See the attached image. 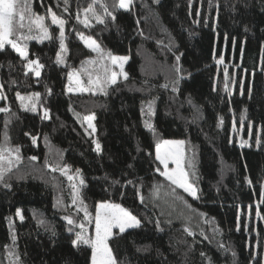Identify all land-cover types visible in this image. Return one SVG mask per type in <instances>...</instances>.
Masks as SVG:
<instances>
[{
  "label": "trees",
  "instance_id": "16d2710c",
  "mask_svg": "<svg viewBox=\"0 0 264 264\" xmlns=\"http://www.w3.org/2000/svg\"><path fill=\"white\" fill-rule=\"evenodd\" d=\"M23 2L65 22L64 51L57 28L42 41L23 39L18 17L11 39L43 66L40 75L9 46L0 50V148L12 150L0 181V264H90L91 248L73 246L85 214L69 176L91 218L109 202L140 221L109 237L117 264H264V0H132L127 10L119 0ZM108 53L129 58L127 79L67 92L70 72L110 73ZM17 94H38L50 118L22 109ZM89 115L92 134L78 120ZM169 139L185 142L198 198L160 175L155 149ZM155 187L192 220L165 218L141 200Z\"/></svg>",
  "mask_w": 264,
  "mask_h": 264
},
{
  "label": "snow or ice",
  "instance_id": "6c2138e0",
  "mask_svg": "<svg viewBox=\"0 0 264 264\" xmlns=\"http://www.w3.org/2000/svg\"><path fill=\"white\" fill-rule=\"evenodd\" d=\"M67 2V0H66ZM132 0H119V7L128 9L131 5ZM105 10L106 7H105ZM86 12H91L92 7L90 6L89 9L85 10ZM49 15L51 16L52 23L57 24L60 29V39H61V50L64 51V44H63V25L64 21L60 20L55 13L51 11V9L48 10ZM26 14L28 19L30 20L31 24H34L42 33L43 38H50L48 34V29L44 25V17L34 15L31 12V8L28 6L26 2L22 3V0H0V50H2L5 46V44L11 45V47L22 57L26 58V51L25 48L18 44L16 41L10 39L11 36L15 35L17 32V17L19 18V27L23 28L25 25L23 21L26 18ZM94 14V13H93ZM110 14V13H109ZM199 14V13H197ZM96 19L98 22H103L100 20V18L97 16ZM82 23L86 24L85 21H81ZM31 25H29V31H31ZM32 37L24 36L23 39H30ZM91 46L93 51H98L99 46L96 44L95 41L91 42ZM103 53L101 54V58H103ZM113 63H116L119 61V66L121 67V70H123V63L126 62L129 58L127 56L124 57H115L111 56L110 53L107 54ZM177 61H179V57L176 58ZM57 63H63V60L58 53ZM36 65L35 68V75L39 76L40 71L39 69L43 67L38 63V61H29L30 65ZM177 72L180 71L179 68L176 69ZM125 79H127V74L123 73ZM75 79L77 90L78 91H88L92 88H99L101 90H104L109 84H115L117 82V76L115 73L111 75V77H108L107 75L101 77L96 76L95 79L92 78V75L89 74L88 79V86L85 87L83 85V82L80 80L78 74L69 73V80ZM175 83H178L176 81ZM73 89L69 87L68 91H72ZM175 90V88H174ZM17 98L21 100L22 106L23 101L25 99L33 100V97L25 98L19 96L17 94ZM0 99H6V97H3L0 95ZM35 99L38 101V94H36ZM151 105H149V108ZM25 110H31L35 111V103L31 105V107H26ZM0 111H7V109H0ZM143 113V109H142ZM49 113L47 109H44L42 119H49ZM86 121H88L89 128H92V131L95 132V127L92 124V121L95 119L94 115H89L84 117ZM145 127L152 131L153 134H155V129L153 125L149 122H145ZM36 142V138H33V143ZM165 144H176L177 146L183 145L184 141H165ZM100 145L99 143H96L95 150L99 153L100 152ZM5 152L8 153V156H5ZM15 152L19 153V148L17 147L15 149ZM12 150L6 149V148H0V181L4 178V173L8 170H10L11 164H12ZM18 159V155L16 157ZM32 159H35V157H32ZM156 159L160 162V164L164 165V170L160 172V169L157 168L156 170L160 172V175H162L165 179L170 181L173 185H176L177 187L183 189L184 192H186L188 195L192 196L193 198L197 197V189L194 186L193 183L189 182V173L184 170V167L182 166V160H183V154L179 151L174 153H165L164 155H161L160 153V145H157L156 149ZM171 159L172 163L176 165L174 169L169 170L168 168V161ZM7 161L8 168H5L4 162ZM189 167L194 168L193 163H189ZM55 170V169H54ZM62 172L66 173L67 169L61 170ZM80 170L77 169V177L79 176ZM192 175H195V172H192ZM69 180H73L72 176L68 177ZM84 181L83 179H80V184L83 185ZM7 186V185H6ZM73 187V204H76L79 202L81 207L78 209V211H83L85 214V219H88L89 213L87 211V206L84 205L83 200L79 199V191L77 189V186L75 184L72 185ZM16 215L23 219V216L21 215V212L19 209H17ZM67 223L69 225L74 224V221L71 217H65ZM140 226V221L132 215L130 212L122 208L119 204H111V203H98L96 206V215H95V237L91 238L88 235H86V229L84 224L78 225L80 227L81 232L76 234V239L73 240V246L76 247L79 244H84L89 246L92 249V256H91V264H117L113 254L112 250L108 246V239L110 235L112 234L113 228H119L120 233H124L126 229L129 228H135ZM71 231V229H69ZM187 231V229H185ZM191 234V233H189ZM13 240H15V237H13ZM203 255V254H202ZM233 255H235L233 253ZM16 264H18V258L16 261Z\"/></svg>",
  "mask_w": 264,
  "mask_h": 264
},
{
  "label": "rangeland",
  "instance_id": "374dc122",
  "mask_svg": "<svg viewBox=\"0 0 264 264\" xmlns=\"http://www.w3.org/2000/svg\"><path fill=\"white\" fill-rule=\"evenodd\" d=\"M122 9H124V8H122ZM124 10H127V9H124ZM41 17H44L45 18L44 19V25L48 29L49 36H50V32H51L52 28L59 29L58 30V34L60 36L61 29H60V27L57 24H53L52 23V19H51V16L49 15V13L46 16H41ZM23 23H24V25L26 27V30H27L28 34H30L31 31H32V34L29 35L30 37H32L31 39L35 40V37L36 36L38 37V38H36L37 40H41L42 41V40L46 39V38H43V33L34 24H31L30 20L27 17V14H26V18L23 21ZM29 25H31V29H32L31 31H29ZM63 33H64V29H63ZM28 34H26V36H28ZM80 38L82 39V41L86 45V47L92 51L93 54H96L98 56L100 55L101 49H99L98 51H93L92 46H91V42L93 41L92 39H90V38L87 39V38H84L83 36H80ZM10 39H11V37H10ZM16 42L18 44H20L18 41H16ZM5 46H9L13 51H15L11 47V45H9V44L6 43ZM25 51H26V58H22V57L21 58L26 63V69L28 71H30L31 73H33L35 77H37L35 75L36 65L33 64V65H30L29 66V61H37V59H32L31 57H29L28 52H27V49H25ZM115 57H121V56H115ZM122 57H124V56H122ZM127 61L123 63V70H121V67L119 66V61H117L116 63H113V61L111 60V63H112L111 66H112V68L110 70V73H109V71L105 67L102 66L103 67L102 74L94 75V74H92V72L90 70L87 73V77L86 78H83L84 80H82L81 76L78 73H76V72H70V73L78 74L80 80L83 82V85L85 87H87L88 86L89 74H91L92 75V78L95 79L96 76H98V75L99 76H105L106 74L109 73L108 77H111V75L113 73H115L116 76H117V79L118 78H122L123 79L124 75L122 74V71H123V73H126L127 74L128 70H129L128 69L129 66H128ZM98 65H99V63H98ZM39 71H40V69H39ZM69 87H71L73 90L72 91H68ZM77 87L78 86L76 85L75 79H73L71 81L68 79V85H67V89H66L68 93H70V92L71 93H80V92H88L89 91V90L88 91H78L77 90ZM19 96L25 97V98L33 97V100H31V101L28 100V99H25L23 101V106H22L21 100L18 99L19 106H21L22 109L25 110L26 107H31V105L33 103H35V111H33V112H38V110H40V112L43 113L44 109H38V105H36V102L34 101L35 100V96L34 95H19ZM78 120H79L80 123H82L83 125H85V128L87 129V131L89 133H91V134L93 133L92 128H89V126H88V121H86L84 118H82V119L78 118ZM165 141H183V140H181V139L180 140H173V139L162 140L158 145H160V153H161V155H164L165 153H174V152H177V151L181 152L183 154L182 166L184 167V170H185V164H184V163H186V156H185V153H184V145H185V142L183 143V145L177 146L176 144H165L164 143ZM156 149H157V147H156ZM156 149H155V154H156ZM158 163L160 164L159 161H158ZM160 165H161V172H162L164 170V165H162V164H160ZM175 167H176V165L174 163H172L171 159H169V161H168V168H169V170L174 169ZM72 177H73V180H71L70 187H72L73 184H75L77 186V180L74 179V176H72ZM189 182L192 183L191 182V179H190V176H189ZM72 190H73V187H72ZM181 190H183V189H181ZM143 196L144 195L140 196L141 200L147 201L148 203H152L153 205H155L157 208H159L160 213H162V215L165 216V218H174L175 220H177V219H181V220L184 219V221H186V222H190L192 220V218H193V216L191 215L192 211L189 210V208H188V210H185V207H183V205L178 200H176L175 197L172 194L167 193L163 189H159V188L155 187L152 190H150V192H149L148 195H145L144 197ZM107 203H109V202H107ZM111 204H113V203H111ZM95 215H94L93 218H91L89 216L88 219L83 218V220L80 221L81 224H84L85 225L86 235H88L91 238H94L95 237ZM17 218H18V220L21 219L18 216H17ZM91 220H92V223L90 222ZM185 228L188 231H190V228H188L186 225H185ZM115 230L116 231H119V228L118 227L117 228H113L112 229V234L114 233ZM79 232H81V229H80ZM79 232H77V233H79ZM91 256H92V249H91ZM90 264H91V259H90Z\"/></svg>",
  "mask_w": 264,
  "mask_h": 264
}]
</instances>
